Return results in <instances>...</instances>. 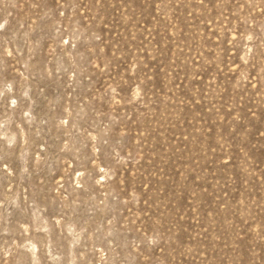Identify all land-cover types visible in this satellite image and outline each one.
<instances>
[{
  "label": "rangeland",
  "instance_id": "rangeland-1",
  "mask_svg": "<svg viewBox=\"0 0 264 264\" xmlns=\"http://www.w3.org/2000/svg\"><path fill=\"white\" fill-rule=\"evenodd\" d=\"M0 264H264V0H0Z\"/></svg>",
  "mask_w": 264,
  "mask_h": 264
}]
</instances>
